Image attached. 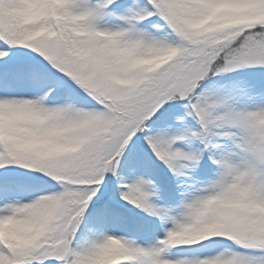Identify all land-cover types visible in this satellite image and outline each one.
<instances>
[{"label": "snow or ice", "instance_id": "obj_1", "mask_svg": "<svg viewBox=\"0 0 264 264\" xmlns=\"http://www.w3.org/2000/svg\"><path fill=\"white\" fill-rule=\"evenodd\" d=\"M0 264H264V0H0Z\"/></svg>", "mask_w": 264, "mask_h": 264}, {"label": "rangeland", "instance_id": "obj_2", "mask_svg": "<svg viewBox=\"0 0 264 264\" xmlns=\"http://www.w3.org/2000/svg\"><path fill=\"white\" fill-rule=\"evenodd\" d=\"M138 210V209H137ZM139 211V210H138ZM142 216H143V213H141ZM161 235H162V232H161ZM156 239L155 236H148V237H142V240L140 239V242L143 243L145 241H148V242H152Z\"/></svg>", "mask_w": 264, "mask_h": 264}, {"label": "trees", "instance_id": "obj_3", "mask_svg": "<svg viewBox=\"0 0 264 264\" xmlns=\"http://www.w3.org/2000/svg\"><path fill=\"white\" fill-rule=\"evenodd\" d=\"M231 75H235V74H231ZM21 171H23V170L21 169ZM164 173H165V174L167 173V170H166V169L164 170ZM167 175L170 176V174H167ZM57 186H58V185H57ZM58 187H59V186H58ZM129 208L131 209V206H130V205H129ZM131 214L134 215V216H136V217H138V214H139V213L136 212V209H132V210H131Z\"/></svg>", "mask_w": 264, "mask_h": 264}]
</instances>
